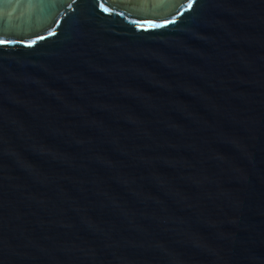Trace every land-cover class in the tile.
Here are the masks:
<instances>
[{"label": "water", "instance_id": "obj_1", "mask_svg": "<svg viewBox=\"0 0 264 264\" xmlns=\"http://www.w3.org/2000/svg\"><path fill=\"white\" fill-rule=\"evenodd\" d=\"M189 5L0 0V264H264V0Z\"/></svg>", "mask_w": 264, "mask_h": 264}, {"label": "snow or ice", "instance_id": "obj_2", "mask_svg": "<svg viewBox=\"0 0 264 264\" xmlns=\"http://www.w3.org/2000/svg\"><path fill=\"white\" fill-rule=\"evenodd\" d=\"M189 6H191V0H190V5ZM100 7L106 13L109 12V9L107 7H105L104 4H101ZM167 23H171V21H166L164 25H159V26H166ZM51 34L52 33H50V35ZM38 38L39 39H43V37H38ZM15 42L16 41H14V40H6V39H3V38H0V45H7V44L15 43ZM35 43H36V40H29L27 42V45L26 46H29L30 47V46L34 45Z\"/></svg>", "mask_w": 264, "mask_h": 264}]
</instances>
